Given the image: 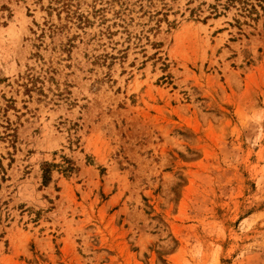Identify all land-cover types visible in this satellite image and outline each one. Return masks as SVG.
Returning <instances> with one entry per match:
<instances>
[{
  "label": "rangeland",
  "instance_id": "374dc122",
  "mask_svg": "<svg viewBox=\"0 0 264 264\" xmlns=\"http://www.w3.org/2000/svg\"><path fill=\"white\" fill-rule=\"evenodd\" d=\"M0 264H264V0H0Z\"/></svg>",
  "mask_w": 264,
  "mask_h": 264
}]
</instances>
